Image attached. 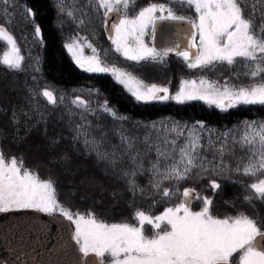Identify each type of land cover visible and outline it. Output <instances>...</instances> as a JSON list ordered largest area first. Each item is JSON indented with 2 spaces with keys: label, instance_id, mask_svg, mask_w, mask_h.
I'll return each instance as SVG.
<instances>
[{
  "label": "snow or ice",
  "instance_id": "6c2138e0",
  "mask_svg": "<svg viewBox=\"0 0 264 264\" xmlns=\"http://www.w3.org/2000/svg\"><path fill=\"white\" fill-rule=\"evenodd\" d=\"M90 3L96 11L103 9L105 17L113 13L117 15L118 23L111 25L114 36H110V39L115 51L129 60L162 63L170 52L176 51L178 56L188 61L189 68L212 70L217 64L231 66L241 59L251 64V71L246 75L255 78L264 74V11H259L256 4L249 5L247 0H180V3L194 8L197 14L195 20L178 15L165 4L151 3L135 15H129L135 0H90ZM249 7L250 12L247 11ZM26 14L34 15L31 8L26 9ZM66 14L74 17L72 11ZM257 15L260 18L259 26L256 24ZM186 19L194 29L186 50L177 51L178 45L158 49L146 42L149 29L154 39L157 21ZM80 23L84 21L80 20ZM35 36L41 37L38 25L35 26ZM79 39L65 44L75 63L89 73L111 72L137 101L172 99L185 103L201 100L222 111L237 105H264V79L240 87L230 86L227 81L220 85L217 81L205 78L199 82L184 80L178 91L170 96L168 87L155 83L145 85L143 81L132 78L131 74L115 67L109 68L98 55L87 59L77 55ZM0 40L10 46V50L0 58V65L11 70L21 69L24 61L21 48L3 24H0ZM125 75L129 78L124 79ZM40 95L49 104L57 103L58 98L51 90L44 89ZM74 103L85 108L89 106L80 97H76ZM101 107L114 119H127L117 116L107 101ZM151 127L157 128L156 124ZM205 127L202 122H197L191 128L178 123L163 125L162 134L158 130L154 138L152 133H147L142 139L121 132L117 135L119 143L110 145V150L105 149L98 155L119 171L133 194L143 193L144 189L136 183V177L148 172L153 195L170 197L179 189L163 187L165 182L198 181L229 170L226 158L234 155V147L227 143L228 133L224 134L225 141L219 147L211 140L205 146L197 131ZM74 131L77 139L83 136L86 146L94 144L100 149L106 140L102 129L99 130L100 139L94 136L90 139L91 134L84 124H77ZM170 135L173 138L169 139ZM232 141L233 145H239L250 153L246 164L242 158L232 170L241 172L242 167L244 175L253 177L264 173V122L246 124L243 135L239 139L232 137ZM204 152H210L212 158L209 159ZM151 153L155 154L154 160L148 158ZM146 160L148 168H145ZM209 186L213 190L221 188L215 179L210 180ZM247 187L252 190L251 195L244 197L249 205L254 200L264 202V179ZM182 195L184 199L181 203L165 208L159 215L137 210L134 215L138 225L106 223L97 220L91 213L86 218L84 214L73 213L58 202L55 184L51 179H41L38 173L24 167L23 158L7 157L0 148V212L31 208L50 214L59 211L69 221L75 217L73 239L79 246L78 251L85 257L93 254L98 258L95 264H264V243H261L264 230L258 226L257 219L244 212L219 218L212 215L211 197H200L193 188H184ZM193 199L202 201L203 206L199 211L191 210ZM156 202L153 199V203ZM146 225L153 229L152 235L146 234Z\"/></svg>",
  "mask_w": 264,
  "mask_h": 264
},
{
  "label": "trees",
  "instance_id": "16d2710c",
  "mask_svg": "<svg viewBox=\"0 0 264 264\" xmlns=\"http://www.w3.org/2000/svg\"><path fill=\"white\" fill-rule=\"evenodd\" d=\"M0 1L4 6L7 5L4 0ZM137 1L171 5L170 0ZM137 1L133 12L140 8ZM14 2L11 7V22H4L0 14V24L7 31L10 29L24 56L19 70L0 65V148L7 157L23 158L25 168L38 173L41 179H51L55 184L58 202L73 213L79 212L86 217L91 213L97 220L106 223L136 224L134 214L137 210L155 215L162 207L174 204V198L154 196L149 186L151 175L148 172L136 177V183L144 189L143 193L133 194L119 171L114 170L98 152L110 150V145L118 144L117 135L121 132L142 139L144 132L146 134L149 129V122L166 120L181 126L202 122L207 128L227 131V143L234 147V155L226 158L229 170L219 176L212 175L198 181L189 179L176 182L175 187L188 186L195 189L200 197H211V212L216 217L235 216L244 212L257 219L258 226L264 230V202L254 200L249 205L244 200L245 196L252 194L247 186L264 179V173L253 177L244 175L242 167L241 172L232 170L242 158L244 164L247 161L246 149L233 145L232 137L240 134L243 124L264 120V105H237L222 111L201 100L185 103L171 99L159 102L137 101L113 80L109 72L89 73L81 69L64 47V42L72 38L77 30L75 21L80 13L92 18L90 0H76L74 17L66 20L58 11L55 0ZM188 7L186 5V11ZM28 8L32 9L34 15L26 14ZM258 10L264 11V6L259 4ZM247 11L250 12L251 9ZM18 12H21L19 20ZM185 15H188L187 12ZM65 22L70 25L72 23L73 29L68 30ZM91 23L90 26L94 27L95 24ZM256 24H260L259 15ZM37 25L41 29L39 38L35 36ZM5 43L0 40V55L6 47ZM178 58L180 57L169 59V62H174L171 69L177 66L185 69L175 73L178 75L176 82L180 76H201L217 81L220 85L227 81L230 86L240 87L264 79V74L255 78L246 75L251 71V64L241 59L234 65L217 64L209 70L188 68ZM44 89L54 92L58 98L55 105L49 104L40 95ZM76 97H80L89 106L85 108L74 103ZM105 101L116 111L117 116L127 119H114L106 113L101 107ZM77 124L87 126L90 139L92 136L100 139L99 130L102 129L106 134L103 146L100 149L94 144L86 146L83 136L77 139L74 131ZM201 137V142L207 146L210 139L204 134ZM212 142L216 147L220 146L217 141ZM203 154L212 158L210 152ZM152 156L153 153L148 158L151 159ZM145 168H148L147 160ZM211 179H215L221 188L211 189ZM153 199L157 201L155 204ZM197 202L195 199L193 205ZM145 229L149 235L147 227Z\"/></svg>",
  "mask_w": 264,
  "mask_h": 264
},
{
  "label": "water",
  "instance_id": "95a60500",
  "mask_svg": "<svg viewBox=\"0 0 264 264\" xmlns=\"http://www.w3.org/2000/svg\"><path fill=\"white\" fill-rule=\"evenodd\" d=\"M103 17L104 35L109 39L118 17L115 13ZM191 32L188 21H157L152 45L158 49L178 45L177 51H182ZM72 232L70 221L59 214L31 208L0 212V264H95L98 259L93 254L85 257L78 251Z\"/></svg>",
  "mask_w": 264,
  "mask_h": 264
},
{
  "label": "rangeland",
  "instance_id": "374dc122",
  "mask_svg": "<svg viewBox=\"0 0 264 264\" xmlns=\"http://www.w3.org/2000/svg\"><path fill=\"white\" fill-rule=\"evenodd\" d=\"M137 2H138V6H142V5L148 6L149 4L153 3V2H149V3H145L144 4V3H141L140 1H137ZM247 2H248L249 5L256 4L257 7H258L259 4L264 6V0H247ZM1 3L2 2L0 1V4ZM55 3L57 5L58 11L65 17V20H66V18L67 19L70 18L66 14L68 11H72L73 13H75L74 4L76 3V0H55ZM14 4H15L14 0H8V3H7L6 6H4L3 3H2V6H0V14H2V18H3L4 22L5 21H7V22H11L12 21L13 14H12V11H11V7ZM157 4H162V3H157ZM141 8L142 7H140L138 10H136V12H134L133 14L135 15L136 13H138V11ZM249 9H251V7H249ZM103 11H104L103 9H100L99 11H96V10H94L91 7V12L93 14V21H91V22H95L96 20L101 18ZM130 12H131V10H130ZM20 15H21V12H18V14H17L18 19L17 20H19ZM193 16H194L193 20H195L197 18V14L195 13L194 8H193ZM80 20H83L84 23L81 24ZM66 22H65V26H67V29L68 30H72L73 29L72 28V23L70 25V24H68ZM87 22H89L88 16L85 13L84 14L80 13L78 19L75 21V26H77V30H76L75 34L72 36V38H70V39H68V40H66L64 42V47H65V44L71 43L73 40H75V39H77L79 37L80 39L78 40V43H77V49H78L77 50V55L81 56L84 59H87V58H89V57H91L93 55H98L100 57V59L109 68L115 67V68L120 69L122 72H124L126 74H131L132 78H135V79L143 81V83L145 85H151V84L155 83V84H157L158 86H161V87H168L169 88V93L168 94L170 96L174 95L176 93V91H178L179 87L181 86L182 81H184V80H196L197 82H199V80L201 78H204V77H201V76L200 77H198V76H196V77L195 76H180L178 81L176 82V79H177L178 75L175 74V73L177 71L181 72V71H183L185 69H183L182 67H179V66L171 69L170 67L174 66V62H172V63H171V61L169 62V60H167V58H164L162 63H159V62L158 63L136 62V61L129 60V59L125 58L122 55V53L116 52L114 45L105 47L104 46V42L102 41V38L99 37V30H98L97 26L96 27L89 26L90 23H87ZM193 31H194V29H193ZM147 37H148V35L145 37V40H147ZM197 41H198V37H197ZM5 45H6V47L1 52L0 58L3 57L4 52L10 50V46L7 44V42L5 43ZM65 49H66V47H65ZM93 49H95V52L93 51ZM66 51H67V49H66ZM67 53L74 60L72 54L69 53L68 51H67ZM178 60H179V62H184L185 61V59L183 57H181V56H180V58H178ZM185 63L187 65V67H188V61H185ZM109 73L111 74V77L113 78V80L115 82H117V80L115 79L113 74L111 72H109ZM123 78L124 79H128L129 76L125 75ZM170 80H174L175 82L171 83V82H169ZM117 83L120 84L127 92H129L131 94V92L128 91V89L125 87V85H123V84H121L119 82H117ZM170 90H173L174 92L171 93ZM152 102H159V101H152ZM261 122H264V120L249 121V122L243 124L240 134L235 136L236 139H239L243 135L244 126L246 124H249V123L259 124ZM152 124H156L157 128L153 129L151 127ZM173 124H175V123H170V122H168L166 120H159V121H156V122H149L148 125H147L149 129L146 130V134L147 133H152V136L154 138L155 135L157 134L158 130L162 134V132H163L162 126L163 125L171 126ZM195 124L196 123H189L187 125L189 126V128H191V126L195 125ZM150 131H152V132H150ZM197 131L199 132L200 136L202 134H204L206 136V138L210 139L211 141H217L219 143V145L225 141L224 134L227 133V131H217L215 129L207 128V127H205L203 130L197 129ZM144 135H145V132H144L143 136ZM218 137H220L221 139L218 140L217 139ZM171 138H173L172 135L169 136V139H171ZM181 143H183V140H181ZM246 153H247V155H246V159H247V157L250 155V153H249V151L247 149H246ZM151 159L152 160L155 159V154L154 153H153V156H152ZM246 163H247V161H245V164ZM148 167H149V165H148ZM175 184H176V182H172V183L165 182L163 187L178 188V187H175ZM186 187H188V186H186ZM182 188L183 187L178 188L179 191L174 192L173 195L170 196V198H174L175 203L172 204V205H167V206L162 207V209L159 212L155 213V215H159L167 207H174L177 204L181 203L180 191H181ZM196 195H197V193H196ZM167 198H169V197H167ZM196 201H197V199H196ZM202 206L203 205H202L201 201L198 200V202H197V204L195 206L194 205L191 206V210L192 211H199ZM53 213L61 214L59 211H54ZM155 215L153 214V216H155ZM221 218H223V217H221ZM74 221H75V217H74L73 221H70L72 229H73V234H72L73 237H74V234H75V222ZM136 224L138 225V220H137ZM146 227H147V229H148V227L150 228V226H147V225L145 226V228ZM150 230H152V231L149 233V235H152L153 229H150ZM74 241H75V239H74Z\"/></svg>",
  "mask_w": 264,
  "mask_h": 264
},
{
  "label": "flooded vegetation",
  "instance_id": "af4514ba",
  "mask_svg": "<svg viewBox=\"0 0 264 264\" xmlns=\"http://www.w3.org/2000/svg\"><path fill=\"white\" fill-rule=\"evenodd\" d=\"M136 1H135V4H134V7L136 6ZM169 4H171V5H166V6H168V7H171L178 15H181V16H184V17H187L188 19H190V17H193L194 18V16H193V8L192 7H188V9H187V14L188 15H185L184 13L186 12V5L187 4H182V3H180V0H170V2H169ZM133 7V8H134ZM143 7H146V6H143ZM142 7V8H143ZM133 8H131V9H133ZM160 13H157V15H159ZM166 14V13H165ZM188 19H186V20H184V21H188ZM118 23V22H117ZM97 28H98V30H99V35L101 36V38H102V41L104 42V46L105 47H108V46H111V45H114L113 43H112V40L110 39V40H107V39H105V36H104V21H103V16H102V18L100 19V22L97 24ZM192 31H193V29H192ZM9 32V31H8ZM151 29H149V35H148V37H147V40H146V42L147 43H149V46H152V44H151ZM112 36H114V32L112 31ZM191 42V35H190V37H189V39H188V41L186 42V44H185V48L182 50V51H184V50H186L187 49V45L189 44ZM115 46V45H114ZM193 52L195 51V49H193L192 50ZM175 56H178L177 54H174V55H171V54H169L167 57H165V58H172V57H175Z\"/></svg>",
  "mask_w": 264,
  "mask_h": 264
}]
</instances>
